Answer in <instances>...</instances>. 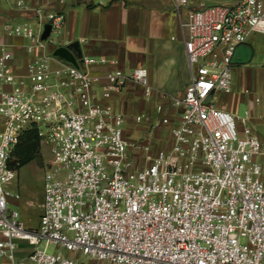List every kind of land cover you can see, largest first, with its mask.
<instances>
[{
    "label": "built area",
    "instance_id": "built-area-1",
    "mask_svg": "<svg viewBox=\"0 0 264 264\" xmlns=\"http://www.w3.org/2000/svg\"><path fill=\"white\" fill-rule=\"evenodd\" d=\"M172 2L191 80L183 96L156 104L158 119L135 116L149 121L140 140L109 100L128 83L153 96L146 67L124 70L116 58L87 54L79 66L58 59L50 48L69 42L61 11L38 9L39 32L29 21L5 23L6 35L28 38L31 57L20 73L12 50L0 52V264H90L81 255L109 264H264V141L248 111L240 125L216 99L233 91L238 45L264 32V0L189 8L186 19L190 0ZM33 126L52 157L39 223L30 227L9 208L21 196L10 188L19 174L10 159ZM20 240L29 244L22 259Z\"/></svg>",
    "mask_w": 264,
    "mask_h": 264
},
{
    "label": "crops",
    "instance_id": "crops-1",
    "mask_svg": "<svg viewBox=\"0 0 264 264\" xmlns=\"http://www.w3.org/2000/svg\"><path fill=\"white\" fill-rule=\"evenodd\" d=\"M25 1L26 6H18L16 0H0V52L3 45L12 50L14 53L12 61L20 73L25 72V65L31 57L25 48L28 38L6 35L5 23L29 21L39 32L41 29L36 23L38 9L43 12L61 11L66 17L62 40L69 41L65 46L71 48L77 60L85 54L105 56L118 59L117 65L124 70L140 66L148 69L150 82L156 90L153 96H145L142 86L128 83L109 100L126 116L128 111L136 105L138 108L136 115L146 113L156 120L158 119L156 104L168 103L167 96L185 94L191 80V67L185 46V32L172 0ZM235 1L190 0L189 7L183 10V18H187L189 8L231 4ZM47 23L49 22L44 21L42 35ZM77 42L78 45L75 44ZM56 48H50L52 54ZM263 54L264 32H253L236 48L232 73L236 70L241 76L248 74L251 78L255 72L257 77L259 71L264 72ZM54 65H56L55 62ZM108 67V65L98 66L95 67V71L103 74ZM5 87L14 88L9 84H5ZM221 93L225 92L219 94ZM233 97L236 105L239 97L235 94ZM257 97L251 100V110L247 111L254 116L257 115L258 122L264 127V102L260 108L258 104L262 102V99L259 97L257 101ZM233 105L222 103L218 106L235 113ZM148 126L149 124L143 126L144 132ZM164 131L166 130L163 127ZM260 137L264 141V137ZM18 245L17 255L19 259H22L28 252L29 244L20 240ZM21 264L32 263L25 259Z\"/></svg>",
    "mask_w": 264,
    "mask_h": 264
},
{
    "label": "rangeland",
    "instance_id": "rangeland-1",
    "mask_svg": "<svg viewBox=\"0 0 264 264\" xmlns=\"http://www.w3.org/2000/svg\"><path fill=\"white\" fill-rule=\"evenodd\" d=\"M229 1L231 2L232 0ZM233 82V92L228 94H219L216 98L218 101L217 105L222 103H226L228 105L234 104L235 115L238 117L237 122L240 124L241 118L246 116V111L251 110L250 104L253 98L259 96L262 99V102L258 104V106L260 108L262 107V103L264 102V72L259 71L257 73V77L254 72L252 77L249 78L248 74L246 76L245 74H242L241 76V74L234 70ZM234 94L239 97L236 105L233 97ZM129 111L127 113V117L130 120L126 122V126L128 127V136L131 140H140L145 136L143 126L148 125L149 121L135 123L134 118L138 111L136 105H134ZM157 115L159 114L157 113ZM257 117V115L254 116L253 113H250L247 124L250 125L257 134L264 137V127L258 122ZM164 129L166 131H164L162 139L157 141L159 144L165 142L170 126H164ZM51 157L49 146L45 143H41V157L24 165L19 170L17 178L10 185V188L18 191L21 196L18 199H12L9 204V208L19 210L22 219L30 227L37 225L39 221V215L42 209L41 204L44 199V175L45 171L49 167ZM80 257L82 262L90 264H109L107 261L87 259L83 255Z\"/></svg>",
    "mask_w": 264,
    "mask_h": 264
},
{
    "label": "trees",
    "instance_id": "trees-1",
    "mask_svg": "<svg viewBox=\"0 0 264 264\" xmlns=\"http://www.w3.org/2000/svg\"><path fill=\"white\" fill-rule=\"evenodd\" d=\"M41 137L37 127H28L11 152L10 166L18 171L26 164L41 157Z\"/></svg>",
    "mask_w": 264,
    "mask_h": 264
},
{
    "label": "water",
    "instance_id": "water-1",
    "mask_svg": "<svg viewBox=\"0 0 264 264\" xmlns=\"http://www.w3.org/2000/svg\"><path fill=\"white\" fill-rule=\"evenodd\" d=\"M50 30H51V26L49 23H47L45 26L44 32H43V38H46L49 35ZM75 44L78 45L79 43L77 42ZM53 55L59 56V57L63 58L64 60L71 62L72 64H74L76 66H79V62H78L74 52L68 46H65V45L58 46L53 51Z\"/></svg>",
    "mask_w": 264,
    "mask_h": 264
}]
</instances>
